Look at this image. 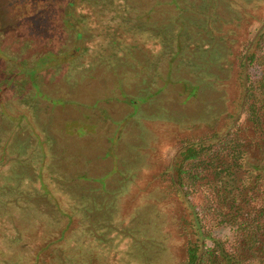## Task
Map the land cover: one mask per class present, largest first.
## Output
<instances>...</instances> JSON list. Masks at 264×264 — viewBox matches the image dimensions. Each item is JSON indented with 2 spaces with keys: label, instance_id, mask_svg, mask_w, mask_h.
<instances>
[{
  "label": "rangeland",
  "instance_id": "1",
  "mask_svg": "<svg viewBox=\"0 0 264 264\" xmlns=\"http://www.w3.org/2000/svg\"><path fill=\"white\" fill-rule=\"evenodd\" d=\"M171 1L72 0L75 41L62 26L67 0H0V82L11 63L73 56L19 68L11 75L29 87L13 78L0 89V264L180 260L175 216L152 176L177 137L236 113L230 56L264 27V0Z\"/></svg>",
  "mask_w": 264,
  "mask_h": 264
},
{
  "label": "trees",
  "instance_id": "2",
  "mask_svg": "<svg viewBox=\"0 0 264 264\" xmlns=\"http://www.w3.org/2000/svg\"><path fill=\"white\" fill-rule=\"evenodd\" d=\"M71 1L66 2L62 26L74 30L77 41L82 38L78 28L82 19L66 25L71 21ZM165 3L161 5L173 4L171 0ZM158 6L153 4L152 9ZM70 53L62 56L47 51L43 54L51 58L44 62L41 53L30 65L11 63L0 89L3 92L14 79L17 87L28 86L26 77L11 72L25 71L32 64H38L40 70L61 67L73 58ZM230 57L240 87L236 113L227 114V123L220 129L177 137L172 157L152 176L175 216L181 245L177 264H264V27L240 41ZM250 69H256L258 75L250 76ZM182 90H191L189 97L194 93L186 85ZM220 228L230 231L229 240L215 236ZM44 248L39 254L33 251L34 260Z\"/></svg>",
  "mask_w": 264,
  "mask_h": 264
}]
</instances>
